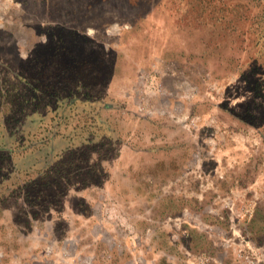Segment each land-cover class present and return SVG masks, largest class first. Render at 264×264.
Wrapping results in <instances>:
<instances>
[{
    "label": "rangeland",
    "instance_id": "1",
    "mask_svg": "<svg viewBox=\"0 0 264 264\" xmlns=\"http://www.w3.org/2000/svg\"><path fill=\"white\" fill-rule=\"evenodd\" d=\"M0 0V264H264V0Z\"/></svg>",
    "mask_w": 264,
    "mask_h": 264
},
{
    "label": "trees",
    "instance_id": "2",
    "mask_svg": "<svg viewBox=\"0 0 264 264\" xmlns=\"http://www.w3.org/2000/svg\"><path fill=\"white\" fill-rule=\"evenodd\" d=\"M203 1V0H202ZM198 2H201V0H199Z\"/></svg>",
    "mask_w": 264,
    "mask_h": 264
}]
</instances>
